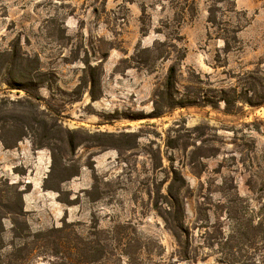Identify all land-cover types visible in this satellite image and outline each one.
Masks as SVG:
<instances>
[{"label": "rangeland", "instance_id": "obj_1", "mask_svg": "<svg viewBox=\"0 0 264 264\" xmlns=\"http://www.w3.org/2000/svg\"><path fill=\"white\" fill-rule=\"evenodd\" d=\"M14 41L45 81L27 89L36 133L0 141V264H56V251L66 264H264V0H0V52ZM171 63L180 93L197 74L214 102L156 114ZM9 83L0 115L20 117L27 90ZM45 130L73 133L65 180L49 174ZM96 241L105 253L89 261Z\"/></svg>", "mask_w": 264, "mask_h": 264}, {"label": "trees", "instance_id": "obj_2", "mask_svg": "<svg viewBox=\"0 0 264 264\" xmlns=\"http://www.w3.org/2000/svg\"><path fill=\"white\" fill-rule=\"evenodd\" d=\"M208 22L212 25L216 23V14L212 7H209L208 9ZM231 39L235 40L236 36H232ZM223 40L224 49L228 51L230 49L229 38L226 39L224 37ZM184 56V52H181L179 59L181 60L184 58ZM3 73L8 75V78L10 79V85H16L18 88H22L24 90H34L39 84L45 81L44 78H42L43 73L39 71L37 60L35 59L34 61V58H31L25 52L21 51L17 41L11 43L8 49L0 52V81L2 80ZM177 75L178 68L176 63L169 64L164 84L160 88L156 89L153 94V111L156 112V114L162 113L161 110H170L174 107H184L191 104L214 102V100H211V98L206 96L207 89L203 87L202 80L197 74H192L189 76L187 84L183 86V91L180 93L176 88L178 84ZM27 91V98L17 101L18 104L22 105L23 107V109L19 111L21 114L20 117L0 115V141L6 148L15 146L16 143L26 135L28 130L36 133L34 125L35 123H41L37 122L33 115L34 111L32 110V107L34 106L32 103V98L36 97L34 94L29 92V90ZM218 94L217 101H223L226 110L231 111L235 98H230L228 92L225 90H219ZM248 101L252 103V100ZM2 104L3 102H0V113L2 110ZM15 118L17 120H13ZM41 127L45 129L46 124L42 123ZM47 130L44 132L42 131V133L39 135V137L44 140H39L38 146H48L51 149V165L49 174L51 175L56 172L61 176V180H65L67 179L65 177L66 174H64L66 171V166H64V164L60 161V158H64V154L68 148L71 149L74 146V137L71 135L73 133H71L69 130H66L68 136L67 138H64V136H58L52 132V134H50ZM51 141H58L60 144H62V146H58V144L55 142L52 143ZM45 183L46 180H44L43 187L45 189H50V186ZM173 184L174 181L172 179L167 187L166 194V196L170 198L172 202L178 200L176 196V193L178 192V186L173 191ZM169 229L174 235L177 245L180 248L179 254L181 259H188V239H186V233L179 225ZM55 231L62 232L63 226L55 228ZM184 237L185 239L182 240ZM87 249L88 251L94 253L88 254L90 256L89 261H99L101 257H103L102 255L105 253V244H101V241H96V247L93 249L87 247ZM58 253L59 252L57 251L54 252V256L59 258V262L56 264H66L63 262V260H67L68 258L59 256Z\"/></svg>", "mask_w": 264, "mask_h": 264}]
</instances>
